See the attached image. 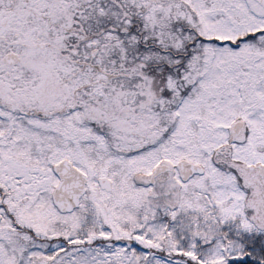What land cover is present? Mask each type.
Wrapping results in <instances>:
<instances>
[{"label": "snow or ice", "instance_id": "1", "mask_svg": "<svg viewBox=\"0 0 264 264\" xmlns=\"http://www.w3.org/2000/svg\"><path fill=\"white\" fill-rule=\"evenodd\" d=\"M0 264H264V0H0Z\"/></svg>", "mask_w": 264, "mask_h": 264}]
</instances>
